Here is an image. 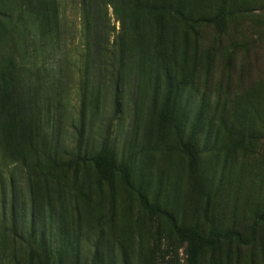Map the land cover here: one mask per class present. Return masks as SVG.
I'll return each mask as SVG.
<instances>
[{
    "label": "rangeland",
    "instance_id": "rangeland-1",
    "mask_svg": "<svg viewBox=\"0 0 264 264\" xmlns=\"http://www.w3.org/2000/svg\"><path fill=\"white\" fill-rule=\"evenodd\" d=\"M121 1L97 53L92 0H0V63L36 85L26 117L0 93V264H191L179 229L198 264H264V0Z\"/></svg>",
    "mask_w": 264,
    "mask_h": 264
},
{
    "label": "trees",
    "instance_id": "trees-1",
    "mask_svg": "<svg viewBox=\"0 0 264 264\" xmlns=\"http://www.w3.org/2000/svg\"><path fill=\"white\" fill-rule=\"evenodd\" d=\"M111 6L113 8L114 13L119 17L120 20H122V1L121 0H92L89 7H86V21L89 25L90 34L95 37V48L97 53L100 52L101 46L99 43V33L102 32V25L103 23V16L107 15V12L103 14V7L107 8ZM11 17V16H10ZM11 20V19H10ZM42 27V26H41ZM117 44L119 46L118 48V54H117V62L119 64H122L125 60L122 52V47L120 44V41L117 40ZM115 55V54H114ZM138 55H135L129 59V63H126V69L128 71L127 79L128 83L130 80L134 78H138L140 75L139 66L136 64V59ZM120 72V70H118ZM169 85L173 87V82L170 76L168 75ZM116 79H119V76L116 77ZM35 84L29 83L27 79H25L24 75L20 72L15 71V65L13 60L7 61V64H1L0 63V93L4 89H10L13 93L12 97V105L11 109L18 112V114L22 117L28 116L32 111V102L34 101V88ZM123 89V88H122ZM120 87H116L117 97L115 100V112L117 114L120 113V92L122 91ZM134 90V89H133ZM133 90L130 88L128 90L129 93H131L130 101L135 102V97H133ZM88 106L83 103L82 106V114L84 115L86 109ZM6 119V115L0 112V129L2 124L4 123ZM111 126L109 125L108 130L106 132V136L103 142L102 152L101 156L98 158H94L93 161L98 167L103 166H113V157H112V149H111V143H110V131ZM79 135L80 139L84 136L85 132V119L84 117L81 119L79 124ZM52 137L54 139L58 138V134L56 135L53 131ZM59 140L57 141V144H59ZM76 158H79L77 155ZM10 183L12 185V198L10 201V213L13 221V227L12 231L17 234L16 225L17 220L21 218L22 215L25 214L26 210L23 204V201L21 200V193L22 191L19 188L18 180L15 176V174L11 175ZM6 206V205H5ZM179 234L182 238L190 240L192 245V258H191V264H198L197 262V247L194 246L193 241L196 240L199 236L198 233L195 231H186L184 229H179Z\"/></svg>",
    "mask_w": 264,
    "mask_h": 264
}]
</instances>
